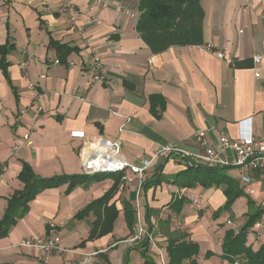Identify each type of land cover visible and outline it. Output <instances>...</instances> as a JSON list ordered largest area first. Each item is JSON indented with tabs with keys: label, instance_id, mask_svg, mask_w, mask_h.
<instances>
[{
	"label": "crops",
	"instance_id": "obj_1",
	"mask_svg": "<svg viewBox=\"0 0 264 264\" xmlns=\"http://www.w3.org/2000/svg\"><path fill=\"white\" fill-rule=\"evenodd\" d=\"M139 1L110 0L96 7L92 0H72L77 13L70 22L58 0H0V45L7 38L13 40L15 48L6 58L17 90L16 97L0 70V218L7 198L22 188L18 174L23 162L41 177L83 173L79 160L82 141L70 136L72 130L85 131V141L96 136L118 140L122 155L134 164L169 143L202 152L204 147L193 137L197 130L205 132L207 146L216 145L222 133L237 138L243 130L238 122L247 118L253 135L264 139V60L255 66L252 63L253 56L264 53V5L257 0H202L204 45H176L154 54L135 28ZM51 40L75 50L58 57ZM207 45L231 56L234 64L218 60ZM92 48L99 52L111 88L92 80L87 69ZM23 61L29 62L24 69L20 66ZM150 94L166 100L159 118L150 111ZM35 105L41 109L33 117ZM24 134H29L34 148L22 144L13 149L14 139ZM159 163H163L164 177L186 166L175 156L160 155L151 164L149 178ZM229 169L236 171V176L229 174L238 180L239 171ZM249 176L253 192L245 194L264 209V169L253 170ZM111 184L112 179L107 178L69 191L66 183L39 192L24 217L0 238V264L143 262L139 241L128 240L133 234L120 202L128 200L135 208L132 182H125L111 200L119 211L112 232L77 246L88 236L95 217L90 213L77 219L75 213ZM188 189L168 181L143 188L142 219L146 208L152 236L162 245L165 237L158 228L160 220L169 218L170 228L186 229L199 244V264H230L219 256L218 239L228 228L224 225L228 217L241 213V223L245 220L247 197L239 196L229 210L213 218L212 212L226 201L222 188L197 185L193 192ZM196 194L202 195V201L209 195V220L202 217L208 214L204 210L208 201L201 202V210L193 213L190 197ZM181 195L188 202L176 214L167 205ZM41 235H58L60 249L42 256L33 248L19 246L24 238ZM255 237L249 232L247 241L253 242ZM259 240V244L264 241ZM206 251L213 252L212 256L204 257ZM146 254L155 259V247L149 244Z\"/></svg>",
	"mask_w": 264,
	"mask_h": 264
},
{
	"label": "trees",
	"instance_id": "obj_2",
	"mask_svg": "<svg viewBox=\"0 0 264 264\" xmlns=\"http://www.w3.org/2000/svg\"><path fill=\"white\" fill-rule=\"evenodd\" d=\"M202 0H140L138 4L139 16L135 28L141 40L148 45L154 54L161 53L172 46H203V20L204 11L201 6ZM58 53V57H64L69 52L75 50L66 44L50 41ZM13 40L7 38L0 45V70L5 76L11 90L17 97V90L12 85L9 76L10 62L7 55L14 50ZM150 111L156 117H161L165 108L166 100L158 94H150ZM163 163H159L154 168L151 178H148L142 185L143 188L153 184H160L168 181L181 188H195L197 185L205 189L210 187H221L222 193L226 198L225 204L212 212V217L217 218L221 211L229 210L231 205L239 196H246L243 187L232 177L227 169L208 166L203 163L195 162L186 165L181 172L170 177L162 174ZM22 182V188L6 200V208L0 218V238L6 237L10 228L29 209V203L44 189H50L67 183V190L75 186H87L94 181L112 179V184L101 196L90 201L87 205L75 213L74 218L81 219L88 214H92L95 220L91 223L88 236L77 246L82 247L85 241H92L98 237L110 234L117 219L118 209L116 202L111 201L119 188L125 183L122 173H80V174H61L51 177H41L35 174L27 162H23L18 174ZM248 211L245 220L240 224V228H226L221 237L220 258L230 264H264V241L254 248L253 242L247 241V236L253 232L254 224L257 220L264 217V209L256 206L255 202L248 196ZM168 207L173 212L179 214L182 206L188 202L185 196L171 198ZM122 215L128 230L134 234V226L138 222L136 210L128 200H121ZM144 223L146 230L152 233L150 215L148 209L144 211ZM158 228L164 235L165 244H160L163 252L164 264H199L197 255L199 252L198 242L190 239L186 229L170 228V219L160 220ZM264 240V239H263ZM141 256L144 261L140 264H160L159 259L149 258L146 254L149 244L146 236L140 238ZM147 247V248H146ZM213 252L206 251L204 257H211ZM125 264H130L125 261Z\"/></svg>",
	"mask_w": 264,
	"mask_h": 264
},
{
	"label": "built area",
	"instance_id": "obj_3",
	"mask_svg": "<svg viewBox=\"0 0 264 264\" xmlns=\"http://www.w3.org/2000/svg\"><path fill=\"white\" fill-rule=\"evenodd\" d=\"M67 12L68 21L74 22L76 19L77 10L74 7L72 0H58ZM94 6L103 7L107 5L110 0H92ZM260 4L264 5V0H257ZM125 14H130L129 11H125ZM94 22L98 21L97 17H93ZM206 49L218 60H223L227 65H233L234 60L231 56L225 54L223 51H216L211 48L210 45L206 46ZM264 60L263 55L257 54L252 57L253 66ZM55 63H59L56 60ZM28 61H23L20 66L26 68ZM87 69L92 74V80L106 83L108 87H112L111 80H108L106 74L103 72V63L100 58L99 52L96 48H92L90 61L87 63ZM255 76H259V72H255ZM44 77V76H42ZM35 112L33 117L37 115V112L41 109L40 106L35 105ZM23 112V110H21ZM251 119L247 118L239 121V126L243 127V130L238 134L237 138H231L226 134L220 135L219 142L216 145H208L204 141L205 132L197 130L194 132L193 137L200 142L204 147L202 152H191L182 147H178L172 143L165 144L158 147L151 154L150 157H140L137 164L131 163L128 159L122 155L121 144L118 140L104 138L102 136H96L92 140L85 141V131L78 129L72 130L70 136L74 139H80L82 141L79 149V160L81 161L82 171L87 174L94 173H122L125 182L134 183L135 190V210L138 219V226L135 233L128 239L131 242L138 241L142 236H146L148 244L155 247L156 257L159 259L160 264L165 263L163 258V252L160 244L153 238L152 233L146 230V225L141 215V192L143 183L149 178V169L153 161L157 156L172 155L181 159L185 165L199 162L206 165L219 167V168H234L239 171L238 183L241 184L244 191L248 194L253 192L251 188V178L249 172L257 169H264V139L256 137L252 133L250 125ZM27 145L31 148L33 143L30 140L29 134H24L21 137L14 139L12 145L13 149H19L21 145ZM194 206L199 207L202 202V195L196 194L190 197ZM227 224L231 225V221L226 219ZM256 236L253 239V246H258L259 237L264 239V217L257 220L253 227V232ZM221 243V238L218 239ZM60 237L58 235L24 238L20 241V247H28L37 250L42 256H47L53 253L55 250L60 249Z\"/></svg>",
	"mask_w": 264,
	"mask_h": 264
},
{
	"label": "rangeland",
	"instance_id": "obj_4",
	"mask_svg": "<svg viewBox=\"0 0 264 264\" xmlns=\"http://www.w3.org/2000/svg\"><path fill=\"white\" fill-rule=\"evenodd\" d=\"M227 172L228 173H231L233 176H236L237 173L236 171L232 170V169H227ZM189 191H194V187L193 188H189L188 189ZM203 201H202V204L206 203L208 201V203L205 205V213H208V214H205L203 217V219L206 221V220H209V217L211 215V210H212V202L209 198V195H204L203 196ZM194 212V214L196 213V211L198 212L199 210L201 209H198L197 206H194L193 209H192ZM212 216V215H211ZM208 218V219H207ZM228 219L231 221V225L230 224H227L226 222H224V225L227 226V227H232L234 229H238L240 228V223H241V220H242V214L240 213L239 215L235 216V217H228ZM234 223V224H233ZM229 225V226H228ZM263 238V237H262ZM260 241V240H259Z\"/></svg>",
	"mask_w": 264,
	"mask_h": 264
}]
</instances>
